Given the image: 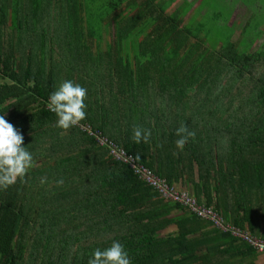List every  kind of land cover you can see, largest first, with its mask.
<instances>
[{
    "label": "trees",
    "instance_id": "trees-1",
    "mask_svg": "<svg viewBox=\"0 0 264 264\" xmlns=\"http://www.w3.org/2000/svg\"><path fill=\"white\" fill-rule=\"evenodd\" d=\"M86 1L0 0V264H254L128 159L171 187L196 171L228 220L199 191L264 187V51L229 25L213 50L178 0H109L97 24Z\"/></svg>",
    "mask_w": 264,
    "mask_h": 264
},
{
    "label": "rangeland",
    "instance_id": "rangeland-1",
    "mask_svg": "<svg viewBox=\"0 0 264 264\" xmlns=\"http://www.w3.org/2000/svg\"><path fill=\"white\" fill-rule=\"evenodd\" d=\"M109 0H87L86 3L88 4V8L84 12V17L86 20H89L91 16L93 15L95 18V24L100 22V18L104 21H107V17L103 14H101L102 9H105L107 11L109 9L108 6ZM172 0H156L157 3L161 2L163 7L167 6L171 3ZM238 1L243 2L244 4L249 6V11L251 10L253 12L252 16H249L248 10H243L240 5L237 3ZM178 4L180 6H183L184 9L189 8L187 11L182 14L181 19L182 22L179 26H182L186 21V19L192 17L195 20L192 25L190 21L188 24L191 26V34L199 35L200 37L205 35L207 37V42L210 44H207L211 46L213 50L216 48V43L218 42H225L228 38V24H231V27L234 28L235 33L232 36V41L234 42L236 39H240V41L243 38V35H240L241 31V25L245 22V18L242 16H246L247 19H249L248 26L246 27V34L244 35V38L246 41L249 42L251 34H253L254 29L260 28V30H257L254 32V34H258V31H264V0H185V3L183 0H179L178 3L173 5L172 9L168 12H171L176 7H178ZM234 11H237L236 13H232ZM195 15V16H194ZM200 15V16H199ZM242 15V16H241ZM248 15V16H247ZM130 16V15H129ZM97 17L99 18L97 20ZM192 19V20H193ZM130 21V20H128ZM155 21L153 19L150 20V25L148 26L147 31H151V29L154 27ZM200 23V24H199ZM142 26L145 24H148L147 22L141 23ZM257 27V28H256ZM101 29L103 30V27L101 25ZM138 31V30H137ZM103 32V31H102ZM141 40H138V42ZM244 46L241 45L238 49L241 50ZM261 46L254 43L253 45L247 47L245 46L246 51L252 52L257 48H260ZM262 51H264V47L262 48ZM1 137V133H0ZM2 150L0 148V156H1ZM28 166V164H25ZM27 168V167H25ZM177 184H173V187L177 190L187 191L189 194H192L187 188H180L176 186Z\"/></svg>",
    "mask_w": 264,
    "mask_h": 264
},
{
    "label": "crops",
    "instance_id": "crops-1",
    "mask_svg": "<svg viewBox=\"0 0 264 264\" xmlns=\"http://www.w3.org/2000/svg\"><path fill=\"white\" fill-rule=\"evenodd\" d=\"M178 1H177V3H178ZM183 2L185 3V0H183ZM237 3L240 5V7L243 10L249 9V6L244 4L243 2L238 1ZM236 12L237 11H234V9H233L232 13H236ZM248 15L252 16L253 12L250 10ZM242 17L245 18V22L241 25L240 35H243V38H244V35L246 34L245 33L246 27L248 26V23H249V19H247L246 16H242ZM184 22L187 23L188 20L186 19V21L184 20ZM228 25L231 26V24H228ZM257 30H260V28L254 29V32H256ZM254 32H253V34H251V36H249L250 37L249 42L246 40H244V41H246V43H248L249 46L253 45L254 43H256L258 46L259 45L261 46L260 48H257L255 50L262 49L264 47V31H258V34H254ZM234 33H235V31H234ZM235 41H236V44L238 43V45H237L238 48L244 44L242 42H239L238 39H236ZM177 168H178V166H177ZM233 177H234V179H233ZM239 177L240 176L236 177L234 174H232V176L230 177L232 179V183H231V190L228 193V201H226L224 203H222L220 201L217 202L216 197L218 195H216V193L214 191L211 192V194H210L211 198L209 199L210 201H208L207 197L204 196V194L202 195L201 192L199 191V195H201L200 198L202 199L201 201L210 202L214 206H215V204H218L222 213H227L228 215H230V216H228V221H230V222L233 221V217L231 215H235L237 217L243 216V214L248 215V217H249L248 220H250V223L253 226V228L248 229V226H246V224L242 225L243 228L250 231L254 236L264 239V237H263V235H264V187L262 185L256 183L254 179L249 178V176L246 177V180L239 179ZM197 181H198V176H197L196 171H195L192 178H188L187 174L186 175L181 174V177L177 181H175L174 184H177L176 186H178L180 188L190 189L189 191L192 194H194V191H196L195 190V184L197 183ZM221 197L222 198L224 197V194H222V192L219 193L218 198H221ZM180 213H182L181 210L175 209L171 212L170 215L174 216L175 214L178 215ZM165 232H171V229L166 228ZM194 235L201 238L204 241L202 243L203 245H200V249H198V250H200V251H198V255H202L206 250L205 244L209 243L206 240L210 241L209 240L210 235L206 236L207 235L206 234L205 236H203L204 233H202L200 230H197L196 234H194ZM239 260L240 259H238V260L236 259L235 261L239 262ZM241 262L244 264L245 260H243ZM235 263L236 262H234V264ZM254 264H264V254L263 253H256Z\"/></svg>",
    "mask_w": 264,
    "mask_h": 264
},
{
    "label": "built area",
    "instance_id": "built-area-1",
    "mask_svg": "<svg viewBox=\"0 0 264 264\" xmlns=\"http://www.w3.org/2000/svg\"><path fill=\"white\" fill-rule=\"evenodd\" d=\"M117 157L127 161V158L123 153H117ZM128 161L132 167H135L136 170L141 173L144 179L148 180L150 184L154 185L162 197L179 202L188 213L206 220L212 227L224 233L230 234L237 240L247 243L256 252L264 254V239L256 237L250 231L236 226L232 222L225 219L220 212L211 206L198 203L193 195L189 194L187 191L177 190L173 186H168L163 180H160L156 176L152 175L150 170L146 167L135 164L132 159H128Z\"/></svg>",
    "mask_w": 264,
    "mask_h": 264
}]
</instances>
